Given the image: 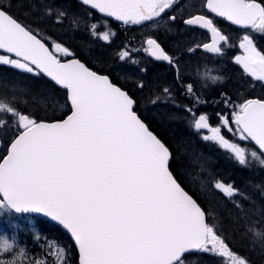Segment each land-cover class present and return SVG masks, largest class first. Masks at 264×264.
Listing matches in <instances>:
<instances>
[{
    "label": "snow or ice",
    "instance_id": "snow-or-ice-1",
    "mask_svg": "<svg viewBox=\"0 0 264 264\" xmlns=\"http://www.w3.org/2000/svg\"><path fill=\"white\" fill-rule=\"evenodd\" d=\"M176 2L82 0L126 25L158 18ZM204 7L232 24L264 34V0H205ZM184 23L210 33V42L202 45L209 53L220 54L229 41L205 15L191 16ZM145 43L154 57L172 62L155 38ZM239 48L243 55L235 62L252 78L264 81V51L248 34L240 39ZM0 51L6 53L0 55V64L50 78L67 91L71 106L66 119L45 122L0 102V111L15 120L12 128L0 121V137H7L8 144L0 158V208L41 212L58 221L74 239L80 264H185V253L192 251L247 264L234 257L215 226L206 222V213L173 178L169 148L138 117L127 92L78 59L62 60L61 55H73L67 47L55 43L50 48L39 32L18 22L3 6ZM128 56L125 51L121 59ZM224 103L231 106V117L217 113L219 126H212L201 114L195 128L207 130L210 135L203 139L219 143L243 165L245 149L231 143L222 129L254 142L264 153V99L233 104L226 97ZM215 187L228 196L238 192L222 183ZM13 247L18 245L0 236V249Z\"/></svg>",
    "mask_w": 264,
    "mask_h": 264
},
{
    "label": "flooded vegetation",
    "instance_id": "flooded-vegetation-1",
    "mask_svg": "<svg viewBox=\"0 0 264 264\" xmlns=\"http://www.w3.org/2000/svg\"><path fill=\"white\" fill-rule=\"evenodd\" d=\"M28 1L31 6L29 9H21L18 6L20 2L18 0H0V6H3L21 24L39 32L40 36L50 43V47H53L55 43H60L74 55L79 52V46L76 43L73 44L71 40H66L63 35L56 31L57 28L71 24L75 28L74 31L78 33V37H85L92 42L94 49L107 55L112 63V66L104 67L86 57L94 69L109 76L113 83L132 93L137 100H141V95L146 96L148 100L157 103L159 110L171 111L182 116L180 126L195 140L194 143L197 148L214 146L216 149H222V146L217 142L202 138L204 135H210V133L205 129L197 130L195 120L198 119L199 115L206 114L212 126H219L217 113H227L229 117L232 114L231 106H225V98H230L233 104H239L245 100L243 69L235 62V57L243 55L242 49L239 48V41L245 34L250 35L258 49L261 50L258 32L237 28L224 19L218 18L204 7L205 0H177L162 16L140 25H126L113 17H106L102 13L86 7L78 0ZM40 5L45 7V12L35 9ZM194 15H205L212 19L223 34L229 37L227 45H222L220 54L211 55L202 49L203 43L210 42V34L207 31L184 23L187 18ZM172 16H175L174 20L170 18ZM58 18L60 22H57ZM105 34L108 35L107 40L103 38ZM58 35H61L62 39ZM56 38H60L62 41L54 42L53 39ZM148 38H155L165 53L170 56L172 62L149 57L145 43ZM125 51L129 52V56L121 59ZM212 66L217 68V71H214L216 76H219L214 83H211L209 78L214 73L211 70ZM137 71L139 74L136 73ZM154 71L161 74L162 80L155 90L151 91L148 86ZM126 72H129L128 74L133 80H127L122 76ZM230 83L231 86L236 84L237 94L229 89ZM229 90L232 94L229 93ZM189 108L193 109L192 113L186 110ZM14 122L12 117L8 123L14 124ZM224 133L227 134L228 140L232 139L231 135L233 134L222 129V135ZM239 141L241 145L249 143L248 141ZM7 147L8 144L2 145L0 143V158L5 156ZM254 150L258 154L257 157H253L254 159L250 160L246 155L245 164H250L251 168L245 170L241 166L239 171L242 175L244 173L251 176L253 185L250 188L240 180L237 182L235 188L238 190L237 206L230 205V203H234L233 196L228 198V195L220 191L219 195L215 196L219 197L226 208L230 207L229 209H231L233 207L241 215L252 204H261V209H258L259 215H255L262 222L246 223L244 227H241L251 236V244L253 245L251 249L258 253L261 250L264 251V225H262L264 224V163L261 162L264 160V156L253 147ZM229 185L233 186L232 183ZM251 194L252 200L244 202L246 196ZM212 196V194L207 195V202H210ZM1 210L8 211L4 208ZM206 215L208 223L215 226V229L228 245H236L239 249H237V253H234L230 248L235 258L243 259L247 264H264L260 256L255 257L251 255V252L246 253L236 241L228 238L226 229L221 222L219 227L215 225L218 219L213 215L211 207L206 209ZM242 220L243 216L241 217ZM261 257L264 258V254ZM184 258H203L202 260H185V264H233V261L225 257L208 253L198 257L185 256Z\"/></svg>",
    "mask_w": 264,
    "mask_h": 264
},
{
    "label": "trees",
    "instance_id": "trees-1",
    "mask_svg": "<svg viewBox=\"0 0 264 264\" xmlns=\"http://www.w3.org/2000/svg\"><path fill=\"white\" fill-rule=\"evenodd\" d=\"M29 4L30 3L26 0H21L18 6H20L21 9H29L31 8ZM35 9L40 12H45V7L41 5L37 6ZM74 29L75 28H73L71 24H68L65 27L57 28L56 31L63 35L66 40H71L73 44L76 43L79 46V52L75 54V57L88 64L91 68L92 66L86 62V57L90 58L93 62L98 63L100 66H112L107 55L97 52L94 49V44L85 37H78V33L74 31ZM61 35L58 36L62 39ZM60 38L53 39V41L61 42L62 40ZM11 71L13 75L15 71ZM4 72H7L9 76L5 74V78H1L4 80H10L9 82H11L12 88L10 89L11 91L9 90L8 92L3 90L4 93L1 94V96L3 97V100L13 103L18 111L27 113L39 121L62 120L69 114L70 108L65 93L47 81L42 75L36 76L18 70V74H15L18 77V80L13 82L11 81L13 80L11 73L7 70H1L0 74H3ZM136 73L139 74L138 71ZM153 73L151 82L148 86L151 91H154L162 80L161 74L158 71H154ZM128 75L129 74L127 73L122 74L127 80H133L131 75H129L130 77ZM19 89H21V91ZM229 89L233 90L234 93L238 92L235 83L232 86L230 83ZM229 93L232 94L230 91ZM132 98L136 101L135 111L139 117L171 151L172 159L170 162V169L178 182L191 196H193V198H195L205 211L211 207L213 215L218 219L216 223L214 222L215 225L219 227L221 222L222 226L226 229L228 238L236 241L238 246L246 253L251 252L252 256H260L261 261L264 263V258L261 257L262 254H264V251L261 250L258 253L254 252V250L251 249L253 247L251 244V236L246 230L241 228L242 226L244 227L246 223L254 224L256 222H262L260 218L256 217V215H259L258 209H261V204H252L249 206L250 208H247L241 215L238 214L239 212L233 207H231V209H229L230 207L226 208L225 204L219 200L218 196L216 197L213 195L210 202H207L206 200V196L207 194L209 195V193L207 192L204 181L207 180L206 173L208 171L216 173L215 175L217 177L222 178L228 176L230 181L234 182L236 185V182L240 180L250 188L251 185H253L252 177L245 175L244 173L242 175L241 172H239L240 169L235 163L233 164L230 159L228 160L223 156L217 159L215 156L217 150L213 147L204 148L202 150L197 148L194 143L195 140L184 131L182 126H180L183 119L182 116L174 114L171 111L159 110L157 105L148 100L146 96L144 97L141 95V100H137L133 95ZM259 98L264 97L259 96ZM13 100H18L19 103H15ZM218 164L221 166H218ZM242 216L243 220L241 221ZM36 221L41 225V236H47L45 233L48 232L51 235L50 238L60 237L63 239L67 247L76 256L74 262L76 264L77 252L71 239L62 230L52 224L41 220ZM230 248L234 253H237L238 248L236 245H231ZM202 254L203 253L191 256L198 257ZM188 259L191 258H187V260ZM193 259L196 260V258Z\"/></svg>",
    "mask_w": 264,
    "mask_h": 264
},
{
    "label": "rangeland",
    "instance_id": "rangeland-1",
    "mask_svg": "<svg viewBox=\"0 0 264 264\" xmlns=\"http://www.w3.org/2000/svg\"><path fill=\"white\" fill-rule=\"evenodd\" d=\"M26 1L29 2L28 0ZM259 35H260V40L264 41V34L258 33V36ZM57 54L60 55L59 53ZM61 58H66V57L61 55ZM211 68H212L211 70L214 72L212 73V71H210L213 75V78L215 79L217 77L219 78L218 75L216 76V72L214 71V70L217 71V68L213 66ZM15 69L16 68L14 67L0 64V71L1 70L9 71L13 79L11 81L13 82L18 80V77L16 76L18 74V71H16ZM11 70L15 71L13 75ZM126 73L128 74L129 72ZM5 74L9 76L7 72L0 74L1 75L0 102L8 104L10 107L15 108L13 103L1 99V94L4 93L3 90L8 92L12 88V84L11 82H9L10 80H4L1 78V77L5 78L4 76ZM243 75L245 77L244 80H246V82L243 83V95L253 94L254 96L264 97L263 82L252 78L247 73H245L244 70H243ZM19 90L21 91V89ZM14 102L19 103L18 100ZM154 104L157 105L156 102H154ZM11 118L12 116L8 114L6 111H0V121H7L8 123L11 120ZM14 124L8 123L9 128H12ZM223 135L227 138V134L224 133ZM231 138H232L230 139L231 143H236L240 147L244 148L245 155H248L249 159L251 160L253 158L251 155V152L253 150L249 153L248 152L249 148L247 144L241 145L239 139L235 135H231ZM0 143L2 145H4V143L7 144V137H0ZM216 150L218 152V155H220L221 152L218 149ZM221 151L225 153L222 156L227 157L231 161L236 159L234 154L231 153L230 151L228 152V150H226L225 148H223ZM218 166L221 165L218 164ZM214 174L215 173H213L212 171L211 172L208 171L206 173L207 180L204 181V183L207 188V192L209 194L219 195V191L223 192V190L217 189L215 187L217 183L222 182V184H224L225 186H232L229 185V182L226 181H224L225 183L223 181L219 182V180L215 178ZM237 195L238 194H234L232 196L236 197ZM232 196H228V198H231ZM40 229H41V225L38 223V221L34 219H29V218L23 219L21 217H14L13 214H11L9 211L0 210V236L6 237L7 239L14 241L16 245H18V247H13L11 250L8 251L0 249V264H75L74 262L76 256L67 247L63 239L60 237L50 238L51 235L48 232L45 233V235L47 236L43 237L41 236Z\"/></svg>",
    "mask_w": 264,
    "mask_h": 264
},
{
    "label": "water",
    "instance_id": "water-1",
    "mask_svg": "<svg viewBox=\"0 0 264 264\" xmlns=\"http://www.w3.org/2000/svg\"><path fill=\"white\" fill-rule=\"evenodd\" d=\"M78 1H80L81 3H82V0H78ZM85 5V4H84ZM87 7H89V8H92L91 6H88V5H86ZM93 9V8H92ZM95 10V9H94ZM97 11V10H96ZM214 14V13H213ZM104 15V14H103ZM106 16V15H105ZM106 17H109V16H106ZM219 17V16H218ZM219 18H222V17H219ZM224 19V18H223ZM226 20V19H225ZM227 21V20H226ZM228 23H230V24H232L230 21H227ZM233 25H235V24H233ZM236 26H238V27H241V26H239V25H236ZM242 28V27H241ZM206 30V29H205ZM0 53H2V54H6V53H4V52H2V51H0ZM149 55L152 57V58H154V59H156V60H159V59H157L156 57H154L152 54H151V51L149 50ZM71 59H73V58H71ZM71 59H67V60H64V61H68V60H71ZM75 59H77V58H75ZM79 60V59H78ZM80 61V60H79ZM80 62H82V61H80ZM83 63V62H82ZM86 66V65H85ZM87 67V66H86ZM91 70V69H90ZM43 76V75H42ZM43 77H45L49 82H51L54 86H56L57 88H59V89H61V90H63V91H65L66 92V97H67V91L65 90V89H63L62 87H60V86H58V85H56L50 78H48V77H46V76H43ZM109 78V77H108ZM111 81V80H110ZM124 91V90H123ZM126 92V91H125ZM68 101V100H67ZM68 104H69V106H70V103L68 102ZM135 106H136V104H135V101H134V105H133V108H134V111H135ZM71 114V106H70V113L68 114V115H70ZM67 115V116H68ZM138 115V114H137ZM67 116L65 117V118H63V119H66L67 118ZM139 117V116H138ZM59 121V120H58ZM143 122V121H142ZM144 123V122H143ZM145 124V123H144ZM146 125V124H145ZM147 126V125H146ZM148 127V126H147ZM150 130V129H149ZM151 131V130H150ZM154 134V133H153ZM155 135V134H154ZM158 138V137H157ZM159 139V138H158ZM162 142V141H161ZM251 142V141H250ZM163 143V142H162ZM258 150H259V148H258V146L254 143V142H251ZM167 147V146H166ZM260 151V150H259ZM169 152H170V150H169ZM263 155H264V153H262ZM171 159H172V155H171V152H170V159H169V171L171 172V169H170V162H171ZM172 173V172H171ZM172 175H173V173H172ZM173 178L176 180V178L174 177V175H173ZM177 181V180H176ZM177 183L179 184V182L177 181ZM180 185V184H179ZM181 186V185H180ZM182 187V186H181ZM183 188V187H182ZM184 191L188 194V195H190L185 189H184ZM191 196V195H190ZM192 197V196H191ZM193 198V197H192ZM194 199V198H193ZM195 200V199H194ZM196 201V200H195ZM197 202V201H196ZM197 204H198V202H197ZM199 205V204H198ZM200 206V205H199ZM201 207V206H200ZM202 209V208H201ZM203 210V209H202ZM13 213H15V214H18V215H27V216H32V217H36V218H39V219H42V220H44V221H47V222H49V223H51V224H53L54 226H56V227H58L59 229H61L62 231H64L70 238H71V240H72V242H73V244H74V246H75V248H76V251H77V254H78V264H80V252H79V249H78V247H77V245H76V243H75V241H74V239L72 238V236H71V234L68 232V230L66 229V228H64V226L63 225H61L58 221H56V220H54V219H52L50 216H47L46 214H44V213H41V212H36V211H27V212H23V211H21V212H19V213H17V212H15V211H13V210H11ZM204 211V210H203ZM198 251H192V252H188V253H185V255H189V254H193V253H197ZM184 255V256H185Z\"/></svg>",
    "mask_w": 264,
    "mask_h": 264
}]
</instances>
